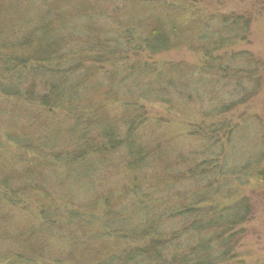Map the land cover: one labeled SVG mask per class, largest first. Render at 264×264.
<instances>
[{"label": "trees", "instance_id": "16d2710c", "mask_svg": "<svg viewBox=\"0 0 264 264\" xmlns=\"http://www.w3.org/2000/svg\"><path fill=\"white\" fill-rule=\"evenodd\" d=\"M89 2L49 0L42 4L41 10L35 11L33 6L34 13L28 14L31 0H0V100L1 97L8 99L6 103L10 104L6 107L11 108L8 117L3 118L8 125L0 129L3 132L0 135V206L8 204L11 208L26 210V198L33 195L41 217L39 222L14 232L18 235L9 243L10 246L19 244L18 249L12 255L0 254V264H59L62 257H55L49 251L47 236L55 229L57 242L65 245L73 235L92 228L91 221L101 231L106 227L109 235L124 240L127 247L119 255H107L95 264H226L235 241L233 236H227L229 227L234 221L245 219L248 208L241 203L232 210L226 209L225 213H220V209L207 210L219 200L218 178L226 177L225 172L218 174L217 169L210 173L206 156L201 164H194L189 156L185 159L179 154L187 176L186 173L169 175L174 165L167 161L170 160L167 149L159 148V142L147 140L144 133L137 131L135 118L144 100L129 102L134 112L129 122L122 113L107 115L104 101L123 83L125 92L134 91L138 88L135 79L143 76L150 78V87L147 91L140 90L139 94L149 96L148 100L165 98L170 88L180 85L179 81L181 85L183 81L192 82L195 74L219 75L225 80L226 74L235 73L234 84L239 85L243 69L238 64L242 60L248 66L243 71L244 78H252L258 70L249 58L236 59L225 53L211 57L226 43L233 49L235 41H245L249 19L235 13L203 14L195 7V0H118L119 5L114 6L113 12L96 11ZM214 23L218 30L213 29ZM213 35L218 39H212ZM221 36L225 39L221 40ZM176 48L200 53V63L176 62L162 68L147 63V59ZM126 53L140 60L122 70L97 73L104 70L101 66L107 62L114 67L119 60L128 59L124 56ZM98 75H103L101 80ZM195 79L199 85L201 80ZM255 82L259 84V78ZM185 101L179 99V104ZM124 106L128 107V103ZM209 115L210 112L205 116ZM204 129L199 126L192 130L185 126L183 130L188 136L202 140ZM208 129V144L215 148L217 134H223L226 127L220 123ZM237 131L239 128L227 132L226 142ZM117 151L122 152L129 170L136 173L133 195L127 204L117 199L103 208L104 216L102 213L84 215L66 212L45 197L49 185H68L69 178L68 188L75 185L78 191L102 187L106 183V171L113 168V155ZM7 153L11 156L7 157ZM260 162L259 159L254 167L243 169L256 172ZM55 163L62 166L60 171H52ZM145 165L164 167L165 171L160 170L161 181L152 183L150 193L140 188L144 181L138 177L136 182L135 178ZM258 174L263 181L264 171ZM179 178L187 179L186 184L197 185L195 191L189 195L178 191ZM125 206L129 207L128 212L124 211ZM4 214L0 213L2 223L8 219ZM64 215L69 218L65 219ZM65 229L68 234L61 232ZM66 256L73 257L71 252Z\"/></svg>", "mask_w": 264, "mask_h": 264}, {"label": "rangeland", "instance_id": "374dc122", "mask_svg": "<svg viewBox=\"0 0 264 264\" xmlns=\"http://www.w3.org/2000/svg\"><path fill=\"white\" fill-rule=\"evenodd\" d=\"M46 1L49 0H31L32 4L29 5L28 14L34 13L33 6H35V11L41 10L40 7ZM60 1L56 0L57 3ZM117 1L90 0L89 3L93 4L92 6L97 9L96 11L106 9L110 12L118 4ZM21 4L23 3H18L17 6ZM194 4L197 10L203 14L223 15L235 13L249 19V33L246 40L235 41L236 44L233 49L228 48L227 45L230 44L226 43L221 51L219 50V53L214 52L211 57L225 53L227 57L233 55L232 57L236 59L249 58L253 62V68L255 65L257 67L256 70L258 71L256 75H253L252 78H244L246 73L243 71L248 70V66L245 64V60H242L238 64L243 69L241 70L242 73L240 72L241 83L239 85L234 84V78L236 77L233 74L235 73L226 74L225 80H222L219 75L195 74L194 79L199 78L201 80L199 85L195 83L194 79L188 83H186L187 81H183V85L179 81L180 85L176 84V86L170 88L167 96L163 98L164 100H156V98L148 100L149 96L141 97L139 91H147L148 87H150L148 83L150 78L143 76L141 79H135L138 88L130 93L126 91V97V92L124 91L126 85L124 83L123 86L115 90L108 101H104L105 112L109 116L122 113L127 117L126 122H129L134 115V112L129 107V102H137L138 99H143L139 118H135L136 127H138L137 131L142 134L144 133L146 135L144 137L147 140L151 139V141L159 142V148L167 149L166 151L170 159L167 161L172 166L174 165L169 175L186 173L185 175L187 176L188 172L186 168H183L185 165L179 159V154L185 159L190 157L193 159L194 164H201L204 156H206L207 158L205 159L208 161L205 164H209L207 169L210 173L217 171V169L220 170L218 174L222 175V172H225L226 177L220 176L218 178L221 185V197L219 196L216 206L207 207V210H215L216 212L220 209V213H225L226 209L230 208L232 210L234 206L241 203L242 206L248 208L246 218L241 222L239 220L234 221L229 227L231 231L227 236H233L235 241L232 244L229 256L226 258V264H264V180L260 181L258 178V172L260 170L264 171V0H195ZM97 25L99 26L100 23L97 22ZM213 29H219L216 23H214ZM99 30H101V27H99ZM210 37L218 39L214 35ZM220 39H225V36H221ZM124 56H127L128 59L123 58L119 60L118 65H114V67H111V63L107 62L101 66V69L104 70H98L97 73L104 74L113 69L122 70L126 66L135 63L136 60H140L136 55L126 53ZM200 59V53H191L184 48H176L157 55L152 59H147L149 61L147 63H152L155 67L160 68L161 66L162 68L165 64L176 62L199 64ZM162 72L160 73L162 74ZM102 76L98 75L97 77L101 80ZM257 78H259V84L255 82ZM237 79H239V76ZM152 80L154 81V78ZM161 84H164V82H161ZM37 90L35 89V91ZM2 99L1 97L0 129L5 126L4 124L8 125L5 122L6 119L3 118L8 117L11 110V108L6 107L7 104H10L6 103L8 99ZM179 99H186L187 102L185 101L180 105ZM121 101L125 103L123 104ZM127 103L128 107H125L124 105ZM217 110L223 112V114L217 112ZM209 112L211 115L205 116ZM16 122L19 123L18 121ZM123 123L125 124V122ZM220 123H224L226 129L223 134H217L216 147L212 148V144H208L210 133L208 132L210 131L208 128ZM185 126L187 128L191 127L192 130L203 126L206 132L203 131L201 137L205 139L202 138V141L199 140L200 137L194 135L188 136V133L183 130ZM237 128H239V132H236L237 134L231 139V143L226 142L225 137L227 136V132L234 131ZM13 129H15V126L10 130ZM0 135H3V132H0ZM2 140H4L3 136ZM200 152H204L203 156H200ZM8 155L11 156V154L7 153L6 156L8 157ZM113 158L115 159V163L112 164V169L106 171V183L102 187L98 186L95 191L88 190L90 193L84 190L78 191L75 185L72 189L68 188L71 183V179L69 178L68 185H64L63 183L62 185H57V183L49 185L50 188L44 192L45 197L50 202L55 201L53 205L55 204L60 209H66V212L73 213L75 211L76 213L81 212L84 215H90L91 213L100 215L103 212V208H107L110 205L109 203L112 204L117 199L124 200L127 204L129 202L128 198L130 195H133L131 189L133 188L132 183H134L133 178L136 173L129 170L127 167L129 164L126 162L122 152L117 151L113 155ZM259 159L261 162L256 165L259 171H248L247 169L245 170L247 172L244 171L243 167L249 166L252 168ZM53 166L51 167L52 171H60L62 167L58 163H55ZM163 168L161 167V170L154 165H145L142 173L137 174V177H135L136 182L139 180L138 177L144 181V184L140 188L147 190V193L152 192L151 185L156 182L160 183V170L165 172ZM172 176L174 178V175ZM183 179L179 178L176 181V189L180 190L183 194L188 192L189 195L192 191H195L197 185L186 184L187 179ZM219 184L217 186H220ZM203 186L199 188L203 189ZM157 192H160V189ZM152 197L154 195L150 196V198ZM26 199L28 204L26 210L11 208L8 204L0 206V213L5 212L4 216L8 217L4 223L0 222V254L2 255L4 253L6 256L12 255L18 249L17 246L19 244H12L13 246H10L9 243V240L12 243L13 238H16L18 235V233H14L15 231L20 228L22 229V226L28 227V224H34L35 221L39 222L41 219L38 216L39 208L34 204L33 195H29ZM127 209L129 207L125 206L124 211L128 212ZM64 217L65 219L69 218L66 215ZM91 225L92 228L81 231V235H73L67 244L62 246L57 242V237L54 236V234H57L55 229L50 233L51 235L47 236L49 251L56 254L55 257H62L59 264H95V262L103 258L105 259L107 255L112 257L119 255L121 250L127 248L124 240L118 237H116L117 240L113 238L109 235L108 231H105L106 227L104 231H101L97 228L96 222L91 221ZM61 232L63 234L69 233L67 229ZM84 234L89 236L85 237ZM64 236L68 237L67 235ZM60 252L65 254L60 256ZM70 252L73 257L66 256ZM22 253L26 255L23 248ZM34 255L37 257L35 253Z\"/></svg>", "mask_w": 264, "mask_h": 264}]
</instances>
